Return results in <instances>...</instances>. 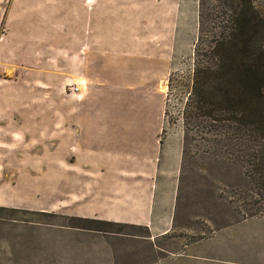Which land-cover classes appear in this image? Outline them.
I'll return each instance as SVG.
<instances>
[{
    "label": "rangeland",
    "instance_id": "1",
    "mask_svg": "<svg viewBox=\"0 0 264 264\" xmlns=\"http://www.w3.org/2000/svg\"><path fill=\"white\" fill-rule=\"evenodd\" d=\"M255 7L264 18L262 0ZM223 10L213 0H0V264H264V193L249 148L210 140L206 119L183 125L198 37L214 31ZM133 85L153 90L144 120L129 110ZM75 113L81 151L88 132L100 137L90 152L104 172L124 167L132 140L152 137L164 152L182 142L175 229L156 245L202 240L204 258L155 251L144 228L64 209L71 187L57 172L92 167L84 157L78 168L77 149L57 137L72 135ZM127 240L141 242L139 258Z\"/></svg>",
    "mask_w": 264,
    "mask_h": 264
},
{
    "label": "crops",
    "instance_id": "2",
    "mask_svg": "<svg viewBox=\"0 0 264 264\" xmlns=\"http://www.w3.org/2000/svg\"><path fill=\"white\" fill-rule=\"evenodd\" d=\"M114 66H116L115 68L118 72L122 67L118 62ZM149 77L150 80L143 83L146 84L155 81V74H153V72H151ZM138 79H140V75H138ZM135 86L137 85H133L128 89L129 95L131 96L128 102V104H130L129 110L131 113L141 112L144 114H141V118L144 120L150 108V106L146 107V99L148 98L151 100L154 97L153 90L151 87L149 88L141 85V92H137L134 88ZM133 102L135 104H133ZM11 113L13 114V112ZM76 114L77 113H75L74 116L71 115L72 118L70 119V130L72 131V135L70 131L67 132L68 130H66L65 133L62 131V134L57 137H61L62 143L66 140V146H71L73 150L75 148L77 149L76 166L78 168H83L81 165L83 166L86 164L84 157H88L90 159L88 165L91 164L93 169L88 166L87 170L78 169L57 172L56 179H60L59 183H65L71 187V191L64 190L62 193L67 195V200H65V204H63L65 205L64 209L69 206L70 210L79 216L92 217L97 220L107 221L122 226L144 228L148 231L146 239L150 241H154L155 239V251L167 250L176 256L184 255V257L189 260H200L204 258L202 253L205 251L206 247L205 242L202 240L193 245H184L182 247L181 245L177 246V243L173 246L174 249L172 250L167 247H160V242L156 245L159 239L170 236L175 229L182 155L179 147L182 146V142L178 140L176 150L164 152L160 150L161 142L152 137L148 143L145 141L139 143L136 140H132L134 142L135 151H133L131 155H127L125 161H122L121 164L124 167L104 172L98 169L102 165V163L96 162L99 158L92 159L90 152L92 150L90 148L91 145L96 144V147H98L100 144L101 140L99 135L96 137L94 134L92 135L88 132V137L82 140L87 142L85 143V147L87 148L83 149V151L80 150V134L79 130H76V125L79 122V115ZM74 120L76 123H74ZM143 122L144 121H141V123ZM66 126H68V123H63L61 129ZM103 128L104 125L101 126L100 129ZM61 129L59 128V130ZM74 132L76 134H73ZM98 140H100V142H97ZM98 153V151L95 152V154ZM75 188H78V190L82 188L80 195H73ZM81 210L83 212L78 213V211ZM111 243L116 242L112 241ZM139 243H134L133 240H127L126 242L127 251L129 250V252H131L134 248V252L132 253L134 259L139 258L142 252L141 247L138 246L140 245ZM123 247L124 246H120L114 250L111 246V252L118 258L121 256L125 258L128 253L125 250L126 248L122 250ZM118 249L121 251H118ZM124 252H126V254L123 255ZM67 254L65 257L70 259L72 255L69 253Z\"/></svg>",
    "mask_w": 264,
    "mask_h": 264
},
{
    "label": "trees",
    "instance_id": "3",
    "mask_svg": "<svg viewBox=\"0 0 264 264\" xmlns=\"http://www.w3.org/2000/svg\"><path fill=\"white\" fill-rule=\"evenodd\" d=\"M213 1L222 4L224 17L214 31L198 37L199 62L192 70L183 125L188 131L190 122L206 119L210 140L227 145L234 139L238 148H249L251 176L264 193V18L257 0Z\"/></svg>",
    "mask_w": 264,
    "mask_h": 264
},
{
    "label": "built area",
    "instance_id": "4",
    "mask_svg": "<svg viewBox=\"0 0 264 264\" xmlns=\"http://www.w3.org/2000/svg\"><path fill=\"white\" fill-rule=\"evenodd\" d=\"M73 90H76L75 88Z\"/></svg>",
    "mask_w": 264,
    "mask_h": 264
}]
</instances>
